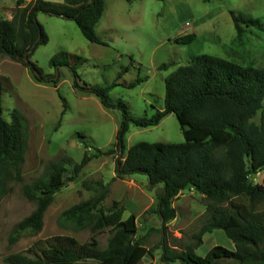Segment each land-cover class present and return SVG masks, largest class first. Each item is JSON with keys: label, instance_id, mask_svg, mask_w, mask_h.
<instances>
[{"label": "rangeland", "instance_id": "rangeland-1", "mask_svg": "<svg viewBox=\"0 0 264 264\" xmlns=\"http://www.w3.org/2000/svg\"><path fill=\"white\" fill-rule=\"evenodd\" d=\"M32 1L25 0L22 7ZM45 1L63 3V0ZM17 9V0H0V19L11 20ZM231 11L264 21V0H134L130 3L105 0L104 13L95 30L104 44L89 42L73 20L47 13L37 15L49 41L35 50L31 61L46 80L52 76L59 82L38 81L29 67L0 56L3 117L11 122L12 111L18 109L28 124L23 182L12 183L11 192L0 203V264H6L5 258L12 254L34 257L36 243L55 236L73 237L80 243L90 241L89 229L77 231L62 226L60 218L64 211L94 195L84 184L97 180L110 186V194L103 203L105 208L119 201L125 207L124 218L136 215V239L150 251L140 264H182L178 260L162 259L163 240L177 251L194 245V235L210 216V202L192 189L182 192L173 202L176 218L164 226L155 213L162 186L151 187L148 177L140 173L123 180L116 178L117 162L126 156V152L115 146L123 121L118 104L123 102L133 117L153 116L164 106L165 79L201 54L264 69V33L244 27L240 44ZM191 33L197 35L193 42L175 43L176 38ZM56 56L66 64L52 67L50 61ZM163 64L168 69H160ZM72 68L79 77L78 87ZM139 79L142 82L129 87ZM112 85L115 86L109 90L108 105L91 90ZM253 121L259 123L260 112ZM184 141L178 119L171 114L156 127L141 129L131 124L126 149L140 142L180 144ZM109 149H114L113 154L97 153ZM85 154L91 160L74 181L67 180L54 196L42 230H26L16 236L15 226L36 209L35 202L23 194L24 184L37 180L49 163L64 157L81 163ZM67 168L66 179H69L73 166ZM250 180L264 185V169L251 174ZM261 209L264 210V205ZM109 236L107 229L98 237L102 249L106 248ZM217 245L234 249L224 231L216 230L204 235L195 253L205 257Z\"/></svg>", "mask_w": 264, "mask_h": 264}, {"label": "trees", "instance_id": "trees-1", "mask_svg": "<svg viewBox=\"0 0 264 264\" xmlns=\"http://www.w3.org/2000/svg\"><path fill=\"white\" fill-rule=\"evenodd\" d=\"M133 2L134 0H125ZM161 1V0H159ZM25 0H17V11L11 20L0 19V56L29 67L38 81L58 84L59 79L43 76L31 61L35 50L46 45L49 38L38 22L39 13H47L73 20L83 36L91 43L104 44L95 33L104 13L105 0H63L54 3L34 0L22 7ZM243 43L244 27L264 33V21L230 12ZM195 33L175 39V43L189 44ZM58 56L51 59L52 67L65 65ZM160 69H168L163 64ZM74 71V69L72 68ZM76 86L79 77L74 71ZM142 82L129 85L133 88ZM0 82V203L11 192L12 183H22V166L28 148V124L23 113L14 109L11 122L3 117ZM109 87L92 88L105 105L110 104ZM88 88V86H86ZM264 69L251 64L241 65L221 57L201 54L192 57L187 65L178 67L165 79L164 106L151 117H133L120 102L123 121L116 135L118 150L126 152L116 165V178L140 173L148 177L151 187L162 186L157 196L155 213L163 225L176 218L173 202L192 189L209 202V217L194 245L177 251L164 239V261L178 260L182 264H264V185L252 183L251 174L264 169ZM260 112V121L253 119ZM174 114L181 127L184 142L137 143L126 149V136L131 124L141 129L158 126ZM127 150V151H126ZM114 149L105 153L113 154ZM91 157L84 155L81 163L70 157L49 163L33 183L24 184L23 194L36 204V209L14 228L19 236L23 231H41L44 216L54 196L74 181ZM73 166L72 176L66 179L67 166ZM84 188L94 193L88 200L67 209L60 225L77 231L89 229L90 241L80 243L69 236H55L35 245V256L12 254L6 264H140L150 251L136 239L138 234L135 214L124 218L125 207L114 201L103 206L110 194V186L103 181L85 183ZM109 230L106 248L100 247L98 237ZM216 230L224 231L234 249L217 245L205 257L195 253L203 237ZM17 238V237H16ZM14 238V241L16 240Z\"/></svg>", "mask_w": 264, "mask_h": 264}, {"label": "water", "instance_id": "water-1", "mask_svg": "<svg viewBox=\"0 0 264 264\" xmlns=\"http://www.w3.org/2000/svg\"><path fill=\"white\" fill-rule=\"evenodd\" d=\"M160 219H161V221L163 222V219H162V217H161Z\"/></svg>", "mask_w": 264, "mask_h": 264}, {"label": "crops", "instance_id": "crops-1", "mask_svg": "<svg viewBox=\"0 0 264 264\" xmlns=\"http://www.w3.org/2000/svg\"><path fill=\"white\" fill-rule=\"evenodd\" d=\"M167 117H168V116H167ZM167 117H166V118H167Z\"/></svg>", "mask_w": 264, "mask_h": 264}]
</instances>
